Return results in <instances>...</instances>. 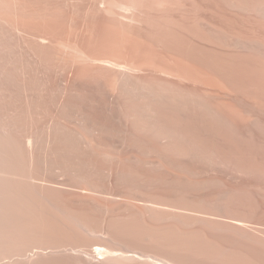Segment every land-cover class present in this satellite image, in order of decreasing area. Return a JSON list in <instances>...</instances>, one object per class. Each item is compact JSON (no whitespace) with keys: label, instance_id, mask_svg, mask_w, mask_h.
Here are the masks:
<instances>
[{"label":"bare ground","instance_id":"bare-ground-1","mask_svg":"<svg viewBox=\"0 0 264 264\" xmlns=\"http://www.w3.org/2000/svg\"><path fill=\"white\" fill-rule=\"evenodd\" d=\"M0 264H264V0H0Z\"/></svg>","mask_w":264,"mask_h":264}]
</instances>
